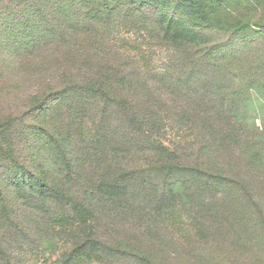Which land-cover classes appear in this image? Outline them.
Returning a JSON list of instances; mask_svg holds the SVG:
<instances>
[{"label": "trees", "instance_id": "16d2710c", "mask_svg": "<svg viewBox=\"0 0 264 264\" xmlns=\"http://www.w3.org/2000/svg\"><path fill=\"white\" fill-rule=\"evenodd\" d=\"M194 28L228 34V41H212ZM135 32L144 33L140 35L143 40L146 35L155 39L166 49L188 50L189 55L192 52L197 61L195 77L202 73L210 76L207 73L211 70L221 77L217 85L214 82V89L239 96L228 104L225 99L219 102L222 116L226 110L237 121L241 116L248 118L251 107L257 109L251 106L253 102L264 107V0H0V80L6 77L2 74L10 64L5 48H9L7 54L19 58L14 63L17 66L31 58L48 61L52 70L47 66L41 71H51L50 78H56L53 86L42 84L38 94L29 98L32 108L48 102L45 108L49 112L41 115L57 122V134L50 140L38 136L41 150L52 153L42 157L50 164L43 172L29 174L19 171L23 163L15 158L12 164L16 172L7 176L15 186L16 200H12L21 201L33 215L36 211L49 212L40 207L45 201L56 200L70 207L69 219L45 220L53 235H59L56 228L61 235L74 227L85 232L82 226L90 222L99 207L92 208L86 190L92 189L95 194L91 202L99 203L100 194L114 199L134 182L152 181L141 174L142 169L122 175V167L130 168L124 158L150 154L159 161L157 170L180 168L172 159L174 151L162 138L153 137L159 134L161 123L147 116L145 92L150 86L144 77L148 70L142 64L144 57L133 52L135 45L129 42ZM136 41L138 47L141 42ZM130 52L138 57H131ZM195 86L198 88V84ZM163 102L161 98L159 104ZM238 103L237 109L234 104ZM2 128L0 125V142L6 147L0 148V157L13 158V143L2 139ZM73 152L78 154L72 156ZM138 160L147 162L148 158ZM111 165L113 175L108 178ZM178 183H168L169 190H175L172 186ZM180 194L184 195L182 191ZM10 198L5 190L4 194L0 191V226L5 227L0 235V264H11L8 243L23 248L20 237L27 232L18 221L22 211L11 204ZM91 233L83 237L85 244L78 246L101 252L99 238ZM14 260L22 263L17 257Z\"/></svg>", "mask_w": 264, "mask_h": 264}, {"label": "rangeland", "instance_id": "374dc122", "mask_svg": "<svg viewBox=\"0 0 264 264\" xmlns=\"http://www.w3.org/2000/svg\"><path fill=\"white\" fill-rule=\"evenodd\" d=\"M194 29L212 41H228V34ZM142 34H131L129 42L135 45L133 52L144 57L142 64L148 70L144 77L150 86L145 92L149 101L147 116L161 123L159 134L153 137L162 138L174 151L172 159L180 168L157 170L159 161L150 154L136 153L130 160L124 158L130 168L122 167V175L140 173L142 169L141 174L152 181L134 182L114 199L100 194L99 203L91 202L95 192L86 190L92 208L98 204L99 207L90 222L82 226L85 232L74 227L66 235H61L59 228V235H53L45 220L69 219V206L56 200L45 201L40 207L52 214L36 211L35 217L21 201L12 200H16L15 186L7 178L16 172L12 164L15 158L23 163L19 171L29 174L43 172L50 164L42 157L52 153L41 150L38 136L50 140L57 134V122L41 115L49 112L45 108L48 102L32 108L29 98L38 94L42 84L53 86L56 78H50L51 71H41L47 66L52 70L48 61L31 58L25 63L20 60L22 64L17 66L14 63L19 58L7 54L9 48L3 49L10 64L2 74L6 77L0 80V125L2 139L13 143L14 155L0 157V191L4 194L5 190L11 204L22 211L18 221L27 229L26 236L20 237L23 248L8 243L11 264H17L13 257L22 259L19 264H62L61 260H67L63 264H264V107L253 102L251 106L257 109L251 107L248 118L241 116L237 121L226 110L222 116L219 102L225 99L228 104L239 96L214 89V82L217 85L221 77H216L213 70L207 73L210 76L202 73L195 77L197 61L192 52L189 55L188 50L166 49L147 35L143 40ZM136 40L141 42L139 48ZM161 98L164 102L159 104ZM234 106L238 109L240 103ZM109 108L110 103V113ZM5 147L0 145L3 150ZM110 167L112 174L108 178L113 175ZM175 180L179 183L170 191L168 183ZM180 191L184 195H178ZM4 228L0 226V235ZM89 232L99 238L101 252L78 246L85 244ZM3 239L7 242L8 236ZM76 247L80 249L74 251Z\"/></svg>", "mask_w": 264, "mask_h": 264}]
</instances>
